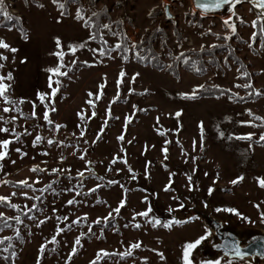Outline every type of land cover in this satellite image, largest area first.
Returning <instances> with one entry per match:
<instances>
[{
    "label": "rangeland",
    "instance_id": "obj_1",
    "mask_svg": "<svg viewBox=\"0 0 264 264\" xmlns=\"http://www.w3.org/2000/svg\"><path fill=\"white\" fill-rule=\"evenodd\" d=\"M165 3L173 19L165 16ZM59 4L4 0L25 37L17 22L3 25L0 18V41L10 46L0 47L7 57L0 60V76H12L4 80L7 101L0 96V129H9L0 131V141H12L0 160V197L9 198L0 201V216L11 220L0 240L17 236L11 262L6 245L0 264H186V245L201 237L188 259L215 264V257L198 254L213 233L200 215L175 222L193 204L242 229H264V120L257 119L264 117V37L256 32L262 19L264 34V17L245 2L204 19L191 0L74 1L68 18ZM100 9L110 15L102 29L110 51L85 23ZM118 19L130 38L128 58L117 48ZM159 29L164 35L158 34L155 48L168 65L179 52L197 50L204 51L206 70L180 67L176 77L167 67L138 62L134 55L142 49L133 47ZM57 68L66 75L49 71ZM207 83L239 96L255 86L263 95L244 102L234 95H185ZM40 94H46L43 101Z\"/></svg>",
    "mask_w": 264,
    "mask_h": 264
},
{
    "label": "trees",
    "instance_id": "obj_2",
    "mask_svg": "<svg viewBox=\"0 0 264 264\" xmlns=\"http://www.w3.org/2000/svg\"><path fill=\"white\" fill-rule=\"evenodd\" d=\"M77 1V2H81V0H68V5H70L72 2ZM57 3H60V0H58ZM64 5L63 8H61L62 13L67 14L68 13V9L69 6L67 5V0H64L63 3ZM5 6V5H4ZM196 15L199 16V18L204 19V17L206 15H202L201 13H199L197 10L194 11ZM3 15L0 14V18ZM9 16L11 17V19H9L8 17L4 16V24L3 25H8L9 22L11 23H15L17 22V24L19 23V20L14 16H12L11 14H9ZM107 17L109 18V12H107V10L105 9H100L99 11H97L96 13H94L92 16L87 17L85 23L86 24H90L92 27V37H95L94 39L97 40L98 42H100V44L103 45V47L110 51V48H107V41H105V39L103 38V34H102V29L104 28V24L105 22H103V18ZM207 17V16H206ZM258 19V18H257ZM108 23L112 22L110 21V19H107ZM16 24V26H17ZM116 24L118 26L119 32H120V37H121V41L118 43L119 47H117L120 50V53L122 54L121 56H123L124 58H128L129 54H131V50L129 49V41L130 38L128 37V34L126 33L125 29V25L123 24V20L122 19H118L116 21ZM19 25V24H18ZM18 30L21 33L22 37L24 36V29L19 25L17 26ZM256 32L257 35L259 36V38L264 37V34L262 32V19H259L257 24H256ZM163 34L164 35V30L159 29V32L153 30L152 33H150L149 35H146V37H144V39L142 38V40H140V42L136 43L135 46L133 47V50H141V52L137 53L134 55L135 59L138 62H144L145 64L148 65H152L155 66L158 69H163L165 67L168 68L169 72L171 74H173L176 77L180 76V67H182L184 70H189L191 72H195V73H203L206 68H207V62L206 60H204V58H202L201 54L204 51H195V53L191 54V51H184V52H179L178 55L175 56V58H173V63L168 65V62L162 58L161 53L155 48V40H157L159 37V35ZM157 35V36H156ZM166 38L163 39L162 43L165 44V40ZM218 49H223V48H218ZM211 50H208V52H210ZM183 54V55H181ZM170 55H172V52L170 53ZM174 56V55H172ZM168 65V66H167ZM244 66H241V68L243 69ZM245 70V69H243ZM245 72V71H244ZM203 87H198L196 92L195 97L196 98H202V97H220V95H226V96H232L234 95L232 98H234L237 101H246V100H251V99H258L259 96L263 95L262 91H258L257 88L255 86H252V88L250 89V93L247 96H239L235 93H232V91L226 87H223L222 85H210V84H206V85H202ZM257 90V91H256ZM193 93H188L185 94L186 96L192 97ZM12 102V101H11ZM16 105V104H15ZM16 108L17 105L15 106ZM8 185L10 186H16V187H20L21 184H17L14 183L10 180L7 181ZM10 219H5L2 216H0V229H6L10 223ZM1 231V230H0ZM15 238H17V236H12L10 237V239H3V243L0 244V249H5V246L8 245L7 247V261L11 262V256H12V250H13V245L12 242L14 240H16Z\"/></svg>",
    "mask_w": 264,
    "mask_h": 264
},
{
    "label": "water",
    "instance_id": "obj_3",
    "mask_svg": "<svg viewBox=\"0 0 264 264\" xmlns=\"http://www.w3.org/2000/svg\"><path fill=\"white\" fill-rule=\"evenodd\" d=\"M177 1V0H171ZM194 8L203 16H223L233 11L236 6L242 2L248 3L256 9L260 15L264 9H259L253 3V0H242L241 3L223 4L220 8L212 6L213 0H191ZM208 4V8L198 7L197 4ZM165 16L167 19H173V12L170 4L165 3ZM203 219V222L213 233L206 242L198 248V254L202 257H215L217 261L224 262L227 260H250L253 264H264V229L248 228L242 229L234 223L224 221L217 215L213 214L210 207H200L193 204L179 217L181 221H188L196 216ZM239 248L244 255H237L235 249Z\"/></svg>",
    "mask_w": 264,
    "mask_h": 264
},
{
    "label": "snow or ice",
    "instance_id": "obj_4",
    "mask_svg": "<svg viewBox=\"0 0 264 264\" xmlns=\"http://www.w3.org/2000/svg\"><path fill=\"white\" fill-rule=\"evenodd\" d=\"M54 3H57L58 0H53ZM242 0H213V3H212V6L215 7V8H220L223 4H229V3H241ZM253 3L255 4V6L259 9H264V0H253ZM198 7H201V8H208L209 5L208 4H200L198 3L197 4ZM59 7L63 8L64 5L61 3L59 4ZM0 14L4 15L5 17H8L9 19H11V17L9 16V13L5 10V6H4V0H0ZM260 15L262 17H264V12H261ZM78 18H82L80 16H78ZM225 24H228L229 22L226 20L224 21ZM255 24V22H254ZM105 28L109 27L108 25H104ZM229 27L232 28L233 32H235V26L230 24ZM95 38V37H93ZM0 47H3V48H9L10 46L7 44V43H4L3 41H0ZM80 47H84V45H80ZM117 47H119V45H117ZM12 52H15L17 51L16 49H11ZM58 55H63V53H58ZM183 55V54H181ZM7 57H4V56H0V60H6ZM3 67V64H0V68ZM49 71H52L54 73H57L58 75H66V73L64 72H60L59 71V68L57 69H50ZM123 75V73L121 74ZM244 75H248L247 73H244ZM5 79H12V76H11V73H9V75L7 77H4V76H0V96L4 97V99L7 101L8 97L5 95V93L7 92L8 88H9V85L5 84L4 83V80ZM50 86H51V83H50ZM201 88L203 87L202 85L200 86ZM242 87H250V85H242ZM58 89H53L52 90V95L55 96L56 94V91ZM45 95L46 94H40V99L41 101H43L45 99ZM196 95V92L194 91L193 94H192V97L194 98ZM22 102V101H21ZM13 103H16L15 101H13ZM55 109H53L54 111ZM5 112L9 111V109L5 108L4 109ZM33 115H35V113H33ZM177 116L180 115V113H177L176 114ZM44 118L47 120L48 119V115L47 113H45V116ZM257 119H262L264 120V117H257ZM51 123V121H49ZM57 127H60V126H57ZM0 131L2 132H8L9 129L7 128H3V129H0ZM251 135L252 134H249L247 137V139H251ZM40 137H37L36 138V142H39L40 141ZM119 139H123V136L119 137ZM261 140H264V136H261L260 138ZM12 143V141L10 140H4V141H0V147H2L4 150L3 151H0V160H3L8 152H7V149H8V146L9 144ZM49 143H52V141H49ZM17 151H19V149H17ZM166 151V150H165ZM37 169L34 168L33 171H36ZM53 171H58V170H53ZM81 176H83V173H80ZM189 179H191V177H189ZM239 179H243V177H240ZM238 181H233L232 183H237ZM20 183L24 184L25 186H28V187H31V185H28V182L27 181H21ZM260 184L262 187H264V178H261L260 179ZM49 187H51V185H49ZM99 187V185L97 186ZM167 190V188L165 189ZM92 191H95V189H93ZM13 195H15V193H13ZM9 198L7 197H0V201H5V200H8ZM36 199H39V197H37ZM73 201H69L68 203H72ZM123 206V202H121V207ZM12 207H18L17 205H12ZM181 207H183V205H181ZM219 210V209H218ZM115 211L118 213L120 211V208H117L115 209ZM151 211V209H149L148 211L146 212H143V213H139V215H142V216H147L148 215V212ZM227 211H230V212H236V209H227ZM16 219L19 221V217H16ZM100 221L98 220L97 223H99ZM176 223H183L182 221H175ZM156 223H159V221H157ZM6 226H10V225H6ZM140 225H136V227H139ZM165 227H171V223L169 224H165L164 225ZM2 230V229H0ZM61 231H63V229H61ZM5 239H10V238H5ZM204 239L203 237H201L200 239H198L197 241H195V243H188L185 247V254H184V258H185V261H186V264H192L191 260L188 259V257L190 256L191 254V251L197 247V245L200 244L201 240ZM79 239L76 241L77 244H79ZM3 241L0 240V244H2ZM133 248H138L140 247V244H134L132 245ZM7 250V249H5ZM75 252V249L73 250ZM236 251V254L237 255H244V253H241L240 249L237 247L235 249ZM105 255H108V253H104ZM128 255H130L131 253H126ZM161 255V258H163V254H160ZM94 264V262H93ZM215 264H220L219 261H216Z\"/></svg>",
    "mask_w": 264,
    "mask_h": 264
}]
</instances>
